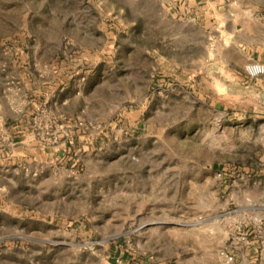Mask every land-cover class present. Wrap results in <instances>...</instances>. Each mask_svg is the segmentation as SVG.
I'll use <instances>...</instances> for the list:
<instances>
[{"label": "rangeland", "instance_id": "374dc122", "mask_svg": "<svg viewBox=\"0 0 264 264\" xmlns=\"http://www.w3.org/2000/svg\"><path fill=\"white\" fill-rule=\"evenodd\" d=\"M186 19L171 0H0V116L42 150L22 187L0 172V264H243L264 150L211 98L216 28Z\"/></svg>", "mask_w": 264, "mask_h": 264}, {"label": "crops", "instance_id": "0c3cea01", "mask_svg": "<svg viewBox=\"0 0 264 264\" xmlns=\"http://www.w3.org/2000/svg\"><path fill=\"white\" fill-rule=\"evenodd\" d=\"M171 1L185 14L187 21L193 20L200 26H208L211 30L216 28L220 40L214 57L224 60L226 76L222 78L223 81L214 79L209 83V88L214 93L211 98L216 106H225V120L244 119L249 124L247 131L255 132L253 141L257 147H260L256 150H264V74L252 77L245 70V65L249 62L264 63V0ZM176 12L178 13V11ZM39 81L43 82L41 78ZM218 85L225 90V95L219 96V99H223L224 102L216 104ZM236 103H239L238 107ZM244 105L248 109L241 108ZM0 123V130L6 132V139L10 140L7 143L8 148L5 146L0 149V172L17 171V174L13 175L16 176L15 181L14 179L9 180L10 184H6L5 187L6 189L10 186L22 187L20 178L24 180L25 161H29V166L31 163L39 166L42 150L37 148L39 143L33 130L21 125L10 126L9 118L6 115L0 116ZM26 147L32 150H25ZM250 170L247 168L245 176L249 180H245L244 185H248L252 180L260 184L261 179L253 177L252 172L255 171L254 176L260 173L257 170ZM27 179L30 180L29 177ZM28 183H32V186L37 185L34 179ZM247 191L248 188H245L239 192L245 196ZM235 203L238 208L240 207V211L244 210L242 205L245 202L235 201ZM16 207L24 208L19 203L16 204ZM253 211V231L249 233L244 228L241 232L242 240L239 247L243 251L241 260L243 264H264V227L259 229L260 224H264V207L257 206ZM238 219L240 220L241 216L236 214L232 221L237 222Z\"/></svg>", "mask_w": 264, "mask_h": 264}, {"label": "built area", "instance_id": "2783aa9c", "mask_svg": "<svg viewBox=\"0 0 264 264\" xmlns=\"http://www.w3.org/2000/svg\"><path fill=\"white\" fill-rule=\"evenodd\" d=\"M245 70L249 76H258L264 74V63L252 61L245 65ZM248 202L250 200L248 199Z\"/></svg>", "mask_w": 264, "mask_h": 264}]
</instances>
